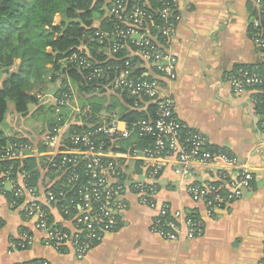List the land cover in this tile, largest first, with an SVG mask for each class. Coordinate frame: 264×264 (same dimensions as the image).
Instances as JSON below:
<instances>
[{
  "label": "crops",
  "instance_id": "0c3cea01",
  "mask_svg": "<svg viewBox=\"0 0 264 264\" xmlns=\"http://www.w3.org/2000/svg\"><path fill=\"white\" fill-rule=\"evenodd\" d=\"M253 2L178 0L179 21L166 45L177 60L176 78L170 84H162V94L170 96L173 101L176 120L199 133L205 147L223 149L245 167L252 175L250 188L228 207L215 209L208 216L204 204L188 194V187L211 183L226 191L234 172L219 164L202 165L194 167L190 175L183 178L169 160L157 177L156 201L167 204L171 214L176 211L185 216L193 213L195 222L202 229L201 235L189 238L187 227L182 224L176 242L161 239L151 231L155 213L138 205L134 196L126 195L125 208L118 215L113 231L84 259L77 260L70 254L58 253L43 245L42 234L34 228V220L26 219L18 208L11 205V184H5L2 188L0 186V264L32 261H46L48 264L259 263L264 248V128L253 100L257 97L254 92H234L228 83L229 76L238 67L264 64L263 56L251 42V22L255 16ZM81 48L87 52L90 50L87 44ZM19 65L20 61L15 60L9 71L16 73ZM5 78L6 75L0 73V88ZM64 80L65 89L75 90V94L82 98L80 105L84 101L92 103L88 111H81L84 107L78 108V113L72 111L69 114L72 118L64 122L82 124L89 114L91 122L109 116L122 121V111L129 108L126 102H121L112 93L96 88L84 91L68 78ZM30 93L37 103L30 104L23 115L17 114L10 104L0 125V133L4 137L21 136L29 142L34 156L22 160H34L32 189L44 206V187L50 175H44L46 157L40 140L62 113H57V96L52 99L55 103L50 105L52 116L44 121V96L33 90ZM3 124L10 129L4 128ZM79 127L73 126L70 130H79ZM140 140L134 136L120 141L112 150L114 153L126 152L132 144L141 146ZM121 161L129 175L140 180L148 176L149 169L141 161ZM14 179L19 186L25 182V177ZM51 215L54 221L62 223L61 217L53 210ZM62 225L72 228L68 222Z\"/></svg>",
  "mask_w": 264,
  "mask_h": 264
},
{
  "label": "built area",
  "instance_id": "2783aa9c",
  "mask_svg": "<svg viewBox=\"0 0 264 264\" xmlns=\"http://www.w3.org/2000/svg\"><path fill=\"white\" fill-rule=\"evenodd\" d=\"M177 3L178 0H134L129 8L117 5V11H112L117 21L113 29L94 33L93 41L106 43L102 53L106 60L90 64L81 53L82 56L70 60L78 69L90 71L88 81L95 85L94 89L128 93L134 100L128 110L140 111L154 105V120L129 126L114 116L90 122L89 114L82 124L64 122L72 115L57 119V124L40 140L46 157L44 175H50L44 187V206L32 187L25 182L19 186L14 179L26 177L22 167L15 169L12 162L34 156L30 144H8L3 148L0 163L8 167L4 170L0 165V186L11 184L14 195L11 205L26 219L34 220V228L42 234L45 247L77 260L84 259L115 228L118 215L125 208L126 195L134 196L138 205L155 213L151 231L161 239L176 242L182 224L186 225L189 238L200 236L202 229L197 222L180 211L171 214L167 204L156 201L157 177L169 160L183 178L202 165L219 164L234 172L226 191L211 183L188 187V194L204 204L208 216L215 209L228 207L250 188L252 175L236 159L220 151L206 150L203 137L195 131L181 134L183 127L174 116L173 101L162 94V84H170L176 78L177 60L166 45L179 21ZM253 4L251 42L264 58V0H254ZM122 51L128 55L123 60L117 59L116 55ZM108 61L112 63L106 64ZM228 83L237 93L253 91L257 96L253 99L255 104H262L258 96L264 95V74L240 66L229 76ZM69 99L66 95L55 99L58 114L63 110L79 112ZM261 125L264 128V114ZM73 126L80 129L70 130ZM134 136L147 143L132 144L123 153L113 152L114 145ZM121 160L141 161L149 169L148 176L140 180L129 175ZM52 210L61 217V224L54 221ZM64 222L72 228H64ZM258 264H264V248Z\"/></svg>",
  "mask_w": 264,
  "mask_h": 264
},
{
  "label": "trees",
  "instance_id": "16d2710c",
  "mask_svg": "<svg viewBox=\"0 0 264 264\" xmlns=\"http://www.w3.org/2000/svg\"><path fill=\"white\" fill-rule=\"evenodd\" d=\"M133 1L0 0V73L6 75L0 88V125L4 121L5 113L10 104L17 114L23 115L26 114L30 104L37 103V99L30 91L35 85L42 84L44 77L47 78L49 72L59 73L63 81L68 78L77 86L80 85L82 90L90 91L89 89L95 86L88 81L90 71L78 69L70 63V60L74 56L80 57L82 54L88 58L87 61L90 64L104 62L106 58L102 53L106 43L100 45L97 41H93L94 33L111 31L117 23L112 11H117L116 6L119 4L129 8ZM56 17L59 18L57 23H55ZM86 44L89 46L90 52L81 48ZM127 55L125 51H122L116 55V58L123 60ZM15 60H19L20 65L16 73H11L9 68L13 66ZM130 60L137 61V59ZM110 63L112 62H106V64ZM250 68L264 74L263 66ZM63 92H67L65 88L60 91L58 98L63 95ZM114 95L121 102H126L128 106L133 105L134 100L128 96V93L115 91ZM258 97L262 104L257 105V108L262 115L264 114V95ZM108 106L113 108V105ZM92 110L94 111L95 108ZM155 111L154 105L140 111L124 109L121 120L129 126L139 121L154 120ZM60 117L63 118L60 115L56 120L54 119L55 122L51 125L50 130L57 124V119ZM182 127L180 128L182 135L190 131L183 124ZM1 133L0 155L3 153V148L8 144H29L21 136L4 137ZM140 141L141 146L147 143L143 139ZM205 149L212 152L220 151L228 155L223 149L208 147ZM12 164L15 169L22 167L26 175L25 185L33 187L32 178L33 173H35L33 158L13 161ZM0 165L4 170L8 167L6 163H0ZM10 200H14V195L11 194ZM188 217L194 221L196 219L193 213H190ZM39 262L32 261L27 264H38Z\"/></svg>",
  "mask_w": 264,
  "mask_h": 264
},
{
  "label": "rangeland",
  "instance_id": "374dc122",
  "mask_svg": "<svg viewBox=\"0 0 264 264\" xmlns=\"http://www.w3.org/2000/svg\"><path fill=\"white\" fill-rule=\"evenodd\" d=\"M59 21V18H55V23ZM44 82L42 84H37L34 86L33 92H36V94H39L42 97V102L44 103V121L46 118H50L52 116L50 112V105L55 102H52L53 98H56L61 90H63V87L66 85L65 81H63V78L60 76L59 73H53L49 72L48 77H44ZM65 88V87H64ZM73 90V89H72ZM69 87H66L67 92H63V95H67L70 97L69 101L70 103L77 105V108L81 109L84 107L81 111H88V108L90 107V104L88 101H84L82 105H80V101L82 98L78 97L77 94H75V90L72 91ZM52 106V105H51ZM62 115H69L71 111L63 110ZM77 113V112H76ZM7 124H3V127L5 128ZM6 129H10V127H6Z\"/></svg>",
  "mask_w": 264,
  "mask_h": 264
}]
</instances>
